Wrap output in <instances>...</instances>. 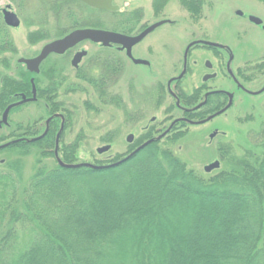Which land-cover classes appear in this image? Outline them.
<instances>
[{"label":"rangeland","instance_id":"rangeland-1","mask_svg":"<svg viewBox=\"0 0 264 264\" xmlns=\"http://www.w3.org/2000/svg\"><path fill=\"white\" fill-rule=\"evenodd\" d=\"M193 1L195 2L193 3ZM193 1L115 0V3L120 6L121 11L118 12L119 14H111L114 19L111 18L112 26H110L115 29H122L126 31V33H133L137 29V22L140 18L141 10H145L148 13L144 16V21H148L149 23L156 20H161L162 18H169L171 20L177 21L175 25L166 23L159 26V28H157L143 42L141 46L135 48V52L140 54L142 53V50L145 52L149 45H152L154 47L155 54L160 55L163 51H161L159 48L162 44L168 43L172 50L171 54L167 56L165 55L162 66H152V68H148L146 70L137 66L136 64L128 65L127 76H133L135 78L136 84L140 83L150 86L152 83L156 82V85L158 86L160 82L163 83L164 79L168 75H171L177 71L179 64L177 61L181 51L184 49L185 44L194 38L206 37L208 40L219 41V43L231 47L234 51L240 52L242 57L247 55L259 56V52H261L259 49H263L264 47V30L261 26L252 23L248 14L252 12L260 16L264 21L263 0ZM197 1L199 4L202 1H205L203 8L202 3L200 4V11L198 10L199 8H196L199 7ZM65 2L66 3L60 7L54 0H0V18L3 21V23L0 24V44L5 45V49L3 48L4 51L11 48L10 51H5V53L1 55L0 59V102L4 101L1 99L3 92L4 96L9 99V96L5 92V90H8L9 87L7 88V86L9 84L10 87L14 89L11 84L14 82H22L24 79L22 77L21 71H23L25 67L22 64H19V58H31V56L37 54L41 50L42 46L46 43L59 39L60 36H64L67 32L70 33L75 29L87 27L106 29L108 27V22L105 24L104 19L107 20L110 18V15L107 16L102 11L81 3L80 0H65ZM8 4L12 6V10L15 11L21 19V24L18 27L8 26L4 21L3 9L6 8ZM217 6L223 10L219 14L215 13ZM238 10H242L246 14L244 16H238ZM154 12L155 15H153ZM83 46L90 52H92L93 49L94 51L91 53V55L93 54L92 58H90L89 55L87 59H84V63L78 71V79H75V73L73 70L67 69V67L65 72L66 78H61L60 75L56 73L58 75L57 79L60 82V88L59 90H53L49 92V94H54L53 96L55 97L45 98V100L54 109L55 105H57V111L63 112L67 116V121L65 124L66 129L60 143L61 159L65 162V159L63 158L65 155V148L66 152H73V155L71 156V159L74 162L73 164L91 162L94 165H100L105 161V163H107L108 160L112 158L116 159L119 157L122 159L132 152L136 147V143L130 144L127 142L126 138L128 134L134 133L137 139L142 131L141 129L133 126L131 123L132 118L129 113L126 115L125 119H123V115L119 111V104L117 103L118 100H115L116 104L114 105L104 103L106 102L104 99L109 101L108 99L110 96L119 99L120 94L118 92H113L114 94H110L107 90L109 94L105 93L104 91L102 94L101 90H96V86L89 83L90 81L88 80H91L92 78H99L104 74L105 66L103 62L95 61V63L92 64L89 61L93 58L97 59L98 56H101V50L99 46L92 45L89 42H84ZM196 53H198V57H200L202 54L208 58L212 57L215 61H219L217 57H214L213 52L210 50H206L204 53H202V50H195L190 55V59L193 58L194 54ZM61 64L63 65L64 63H60V59L52 57L44 63L43 73L50 77L51 74H54L51 72H55L54 69L60 68ZM152 72H154L153 75H145L146 73ZM52 79L55 78L52 77ZM191 79L196 81L195 77H192ZM36 80L40 89H48L52 86H55V83H51L48 78L44 77V75H39ZM224 82L225 81H218L216 84L219 85V83ZM229 85H231L230 82ZM160 88V91H162V85H160ZM232 88L236 90L234 85ZM249 99L252 98L236 90V101L234 105L235 108L233 107L234 109L230 111L231 113L228 116L229 118L223 119L226 116L222 118L220 117L214 122L218 121L219 126L229 130V133H232L233 136L237 137V129H235V126L233 127L229 122L232 121V116H236V110H241L242 108H245L244 106L249 104ZM151 102L152 101H149L148 104L152 108L154 107V104H150ZM11 103L12 100H9L5 102L4 105H0V118L5 108ZM165 103H167V101H165ZM46 113L47 112L45 111L44 102L29 103L25 105L22 104L21 106L12 110L9 120L11 125H5L4 127L0 128L1 213L7 210L10 205L18 207V211H25L26 208H28L26 201V191L28 196V193H31L29 189L31 186L29 185L31 180L35 177L37 178L41 174H44L45 170L49 169L50 167L56 166L54 144H51L50 142L45 144V142L43 143V141L40 140L19 141L13 143L10 142L12 139H14L13 136H16L12 134L13 131L22 138L31 134L30 129L32 130L35 126H39V123L46 119ZM146 115L147 121H149L154 115H156L158 119L165 117V114L157 111L148 112ZM244 127L246 128V125H244ZM40 130L41 128L38 131L40 132ZM38 131L35 134L38 135ZM252 135V139L254 140H252L250 145H246L245 143V145H240L235 148L232 146L233 142H229V155L232 157H230L229 162H222V167L219 170H215L211 173H207L204 170V165L208 163H204L202 161H208L216 156L214 151L215 149H213V147H210L209 145H202V143L198 144V147L194 150L195 153H193L192 159L188 161L186 160V157L182 155L187 151V148L183 144L184 142L180 141L179 143L181 146L176 145L175 148L181 147L185 149L183 152H181V156L179 157L180 163L184 160L187 163L188 168L184 166L185 170L190 171L191 168L195 169L198 172L194 173L196 177L198 175V178H203L208 182L214 179L222 169L233 170V172H237L235 170L237 169L238 174L244 169L246 171L248 169L247 166L240 168L243 166L241 157L244 153L246 155L247 152H251L253 154L252 160H255L259 155L264 154V150H261L264 149L262 143L264 142V134L260 142L256 140L257 136L255 137L254 134ZM195 136L199 137V132H196ZM230 140L236 143L235 139ZM169 143L170 140L165 139L159 143V145H157L158 147L155 148L161 149ZM107 144H112V148L103 153H99L98 148ZM164 157L165 160L174 163V159L171 156L166 154ZM253 162L254 161L248 164L249 167L254 169L253 175L246 173L243 175L246 177L233 176L232 181L239 182L238 186H240V184L243 185V183L247 184L248 181H255L254 183L257 182V192L259 193L261 188L264 191V164ZM141 167L142 166L134 165V168L131 171L132 178L126 177L123 183H129L130 180L134 179V181L131 182H134V185L140 188L142 191L140 209L144 210L145 212L139 215V221L133 223L130 226V231L126 233L125 236H123L124 242H128V244L126 246L123 245L121 248V255L119 256L117 251H112L114 252L113 260L109 261L107 264H131L129 253L133 244L132 241L135 231L143 228L142 224H147L148 219L152 217L154 213L160 219L157 222L160 224V226L162 225L163 221V226L165 225L164 227L168 228L170 223L167 220L170 222L173 221L174 225H177V227L180 229L184 228V225L187 224L186 233L184 235L181 234L179 239H188V241L193 242L194 245L188 246L186 244V249H184V251H186L185 255L191 257L198 256L197 259L202 261V249L199 246L202 244V235L200 234V231L203 230V228L198 222L200 216L199 214L195 216L194 214L192 215V213H190V215H187L186 217V213L184 214L182 212L192 210L191 208L194 206L196 207V205H192L190 208H183V206L172 204L173 202L171 201V203L165 201L164 205L162 206L160 203L164 201L162 199L164 194H161V189L154 183L151 187H145V180H142V178H146L147 175L143 174L144 171L142 172ZM147 180L148 179H146V181ZM216 183L219 184V182ZM205 186L209 188H215L216 190L220 189L219 187H213V184H205ZM43 195V193L37 194L34 199L35 203L37 204L36 206L39 208H44L47 205L46 199L43 198ZM255 196L256 199L253 200L254 202L261 204V209H259V211L254 209V217L258 214L260 216L261 226L264 227V194L262 197H258L257 195ZM184 200L186 201V199ZM246 208L249 210L251 207H245L244 209ZM158 210L161 213L162 220L160 218V214L157 213ZM208 210L209 207H207L206 203L203 201L202 217H204V214L205 216L208 215ZM142 217L143 219H141ZM254 217L252 216L251 219ZM0 219L2 221H0L1 227L4 219ZM243 220L244 218L241 219V221ZM29 223L31 222H26L24 220L19 222L18 228L13 234V238H11L9 256H11V258L14 260H16L23 252L28 249L33 238L37 236V232L35 231L36 228ZM210 223V221L207 222V224ZM214 223H217V221ZM160 229H162V227ZM220 229L218 230L219 233H217L218 235H223L224 233L221 234ZM263 229L260 231V233L258 230L256 234H251L252 236L249 240L255 243L257 236L262 235ZM156 234L157 231L154 233V235L150 233L149 238L152 240V236L153 238L158 236ZM170 237L173 238L170 240V242H179L177 239H175L177 237ZM227 238L228 237H222V239L225 240ZM253 239L255 241H253ZM197 246L200 250H198ZM172 250L176 251L177 248H172ZM235 250L237 253H234L232 249V251L227 252L228 255H232L231 257H234V255H240L242 253V249H240L238 246L235 248ZM253 250L254 246L252 250L246 252L244 251V254L246 255L247 253H251ZM214 255L215 258L218 259L223 257L218 252L214 253ZM179 256L181 255H178V257ZM259 256H264V251L260 252ZM123 260H125L126 263H124ZM170 262L172 264L174 262V258H172ZM177 262L181 263L182 261L180 258H177Z\"/></svg>","mask_w":264,"mask_h":264},{"label":"trees","instance_id":"trees-1","mask_svg":"<svg viewBox=\"0 0 264 264\" xmlns=\"http://www.w3.org/2000/svg\"><path fill=\"white\" fill-rule=\"evenodd\" d=\"M1 23L3 21L0 18ZM21 74L24 78L22 82L9 81L14 89L10 84L7 86L8 90L4 89L9 99L3 92L1 99L4 101L0 102V105L12 100L15 94L30 88L26 74L23 71ZM12 134L16 136H13L11 143L14 140L27 141L26 137H29L22 138L14 131ZM64 150L65 163H74L71 159L73 152L68 153L65 148ZM162 153L171 156L166 151ZM144 155L147 154L141 153L126 162L110 167L107 165L119 161L120 158H112L107 163L101 161L104 163L100 165H106L102 168L84 165L64 167L56 159V166L45 170L44 174L35 177L29 183L31 193H28V198L26 191L28 208L25 211H18V207L10 205L7 210L0 212V218L4 219L0 227V264H107L113 260L112 251H117L120 256L121 248L128 244L124 242L123 236L130 231L133 223L139 221V215L145 212L140 209L142 191L131 182L134 179L129 183H123L126 177L132 178L131 171L134 165L142 166L143 174L147 175L146 178H142L145 180V187H151L154 183L161 189V194H164L162 197L164 201L160 203L162 206L165 201L183 208L196 205L191 208L192 210L182 212L186 213V217L190 213L200 216L198 222L203 230L200 231L202 244L199 247L202 249L203 262L197 259L198 256L185 255V246L194 245L188 239H179L181 234L186 233L187 224L180 229L173 221L167 220L170 225L166 228L163 221L161 226L157 223L160 219L154 213L147 224H142L143 228L135 231L129 253L131 264H171L172 258H174L172 264H264V256H259V253L264 251V227L261 226L260 216L257 214L254 217V209L259 211L261 204L253 200L256 199L255 195L262 197L264 191L261 188V191L257 192V182L248 181L247 184L238 186L239 182H233L232 177H246L240 174H222L207 182L203 178H198V175L196 177L193 171H186L184 168L186 165L174 158V163H171L165 160V155H155L152 149L150 155L146 157ZM205 184H213V187L220 189L209 188ZM40 193L44 194L43 198L47 202L44 208L36 206L34 201L36 195ZM203 201L209 207L208 215L204 214V217ZM245 207L251 208L247 210ZM157 213L162 220L159 210ZM23 220L31 222L29 224L36 228L37 236L33 238L28 249L14 260L9 256L10 241L18 228V223ZM208 221L211 223L207 224ZM215 221L217 223H214ZM159 226L162 229H158ZM219 229L223 235H218ZM262 229V235H256V242H251L249 240L251 234H256L258 230L260 233ZM156 231L158 236L154 238L152 236L151 240L150 233L154 235ZM170 236L177 237L175 239L179 242H170L173 239ZM222 237L228 238L225 240ZM236 245L242 249V253L231 257L232 255H228L227 252L233 249L234 253H237ZM253 246L254 250L245 255L244 251L252 250ZM199 247L197 246L198 250ZM172 248L177 250L173 251ZM216 252L223 257L215 258ZM177 258L182 262H177Z\"/></svg>","mask_w":264,"mask_h":264},{"label":"flooded vegetation","instance_id":"flooded-vegetation-1","mask_svg":"<svg viewBox=\"0 0 264 264\" xmlns=\"http://www.w3.org/2000/svg\"><path fill=\"white\" fill-rule=\"evenodd\" d=\"M54 1L60 7L66 3L65 0ZM80 2L91 8L102 11L107 16L110 15V18L107 20L104 19L105 24L108 22V27L106 29L123 34L140 35L150 26L162 20H169L166 22L168 24L175 25V23H177V21L171 20L169 18H162L161 20H156L149 23L148 21H144V16L148 13L145 10H141L140 18L137 22V29L133 33H126V31L122 29L119 30L117 28L115 29L111 27V18L114 19L111 14L121 11L120 6L115 3V0L113 1V5L118 6V9L116 10L99 9L90 6L88 3L82 0H80ZM201 3L203 8L205 1H202ZM200 4L198 3L199 11L201 7ZM222 11V8L217 6L215 13L219 14ZM245 14L246 13H244L242 10L237 11L238 16H244ZM153 15H155V12ZM248 15L252 23L261 26L264 30V21L260 16L252 12ZM156 29L149 32L143 37L141 41L132 47V55H130L128 48L124 47L122 44L110 43L109 45H104L102 43L87 39L73 47L66 49L63 53H50L49 56L42 62L39 73L31 72L25 63H21L19 61V58V64H22L25 67L23 72L26 74L25 77L30 84V88L27 91L20 92L12 96V103L21 101L23 99L22 95L25 94L27 101L23 103V105L44 102L45 111L47 112L46 119L39 123V126H35L32 130L30 129L31 134L27 135L29 136L28 138L26 137L27 140H40L43 141V143L50 142L56 146L58 135L61 132V143L62 136L66 129L65 124L67 121V116L63 112L57 111V105H55V110L49 103L46 102L45 98L55 97L53 96L54 94H49V92L53 90H59L60 82L57 79V74H59L61 78H66V67L67 69L73 70L75 73V79H78V71L82 67L84 59H87L89 55L90 58L93 57V54L91 55V53L94 51V49L92 52H90L83 46L84 42H89L92 45L99 46L101 50V56H98L97 59L93 58L89 60L90 63L94 64L95 61H98L103 62L105 66L104 74L99 78H92L91 80H88L90 81L89 83L95 85L96 90H101L102 94L104 92L108 93L107 90L110 94H114L113 92H118L120 94L119 99L110 96L108 99L109 101L104 99L106 101L104 103L114 105L118 100L117 103L119 104V111L122 113L123 119H125L126 115L129 113L132 118L131 123L133 126L141 129L142 131L137 139L134 133L128 134L126 140L130 144L136 143V147L132 151L136 152L126 161L130 160L132 157L138 156L141 153L150 155L151 149L155 151V155L157 154L159 156H164L162 152L166 151L170 153L172 158L179 161L181 152L185 150L181 147L175 148L176 145L181 146L179 143L180 141L184 142L183 144L187 148V151L182 155H184L188 161L192 159L193 153H195L194 150L198 147V144L202 143V145H209L215 149L214 151L216 156L214 158L208 161H202L204 163H208L204 165V170L207 173H211L215 170H219L222 167V162H229L230 157H232L229 155V142H233L232 146L235 148L240 145H245V143L246 145H250L252 140H254L252 139V134H254L255 137L257 136L256 140L260 142L264 134V47L263 49H259L261 51L259 52V56L247 55L242 57L240 52L234 51L231 47L221 44L219 41L208 40L206 37L194 38L185 44L184 49L181 51L177 61L179 63L177 71L171 75H166L167 77L165 76L166 78L164 79L163 83L160 82L158 86L156 85V82L152 83L150 86H146L147 84H136L135 78L133 76H127L128 65L136 64L137 66L146 70L148 68H152V66L159 67L162 66L165 55L167 56L171 54L172 50L168 43L161 45L159 49L163 52L160 55L155 54L154 47L152 45H149L145 52L143 50L140 54L135 52V48L141 46ZM68 33L69 32L66 34ZM64 36H60V38ZM45 45L42 46L41 50L37 54L31 57L38 56ZM3 48L5 49V45L0 44V59L1 55H3L5 51L8 52V50L10 51L11 49L9 48L8 50L4 51ZM195 50H202V53H204L206 50H210L213 52L214 57H217L219 61H215L212 57L208 58L202 54L200 57H198V53L194 54L193 58L190 59V55ZM83 51H86V54L78 56V54ZM52 57L60 59V63L63 62L64 64H61L60 68H55V72H51L54 74H51L49 77L43 73V67L44 63ZM135 60H141L142 62H136ZM154 72L146 73L145 75H153ZM39 75H44V77L48 78L51 83H55V86H52L48 89H40L36 80ZM52 77L55 79H52ZM192 77H195L196 81L191 79ZM32 79H34L36 86L37 98L34 100H29L30 98H34ZM218 81L225 82L219 83L218 85L216 84ZM229 82L231 85H229ZM160 85H162V91H160ZM233 85L237 91L242 92L252 98L249 99V104L244 106L245 108L236 110V116H232V121H228L233 127L235 126V129H237V137L233 136L232 133H229V130L219 126L218 121L214 122L217 118H222L224 116L226 117L223 119H228V116L231 113L230 111L235 108L234 105L236 101V90L232 88ZM149 101H152L150 104H154V107L151 108L149 106ZM165 101H167V103H165ZM19 106L21 105H18L14 108ZM152 111L161 112L162 114H165V117L158 119V117L154 115L149 121H147L146 114ZM7 125H11L10 121ZM244 125H246V128ZM39 127L41 128L40 132L38 131L40 129ZM37 131L38 135L35 134ZM196 132H199V137L195 136ZM129 135L134 136L132 141L128 140ZM165 139L170 140L168 145L165 147L162 146L163 148L161 149L155 148L158 147L157 145H159V143ZM230 139H235L236 143ZM262 143L264 147V142ZM132 152H130L128 155H130ZM243 155L241 157L243 166L240 168L247 166L248 169L246 171L244 169L241 173H239L242 176L246 173H253L254 169L248 165L249 163H252V161H254L253 163L264 164V154L259 155L255 160H252L253 154L251 152H247L246 155L244 153ZM127 156H125V158ZM214 162H218L219 165L208 171L206 167ZM182 163H184L188 168L185 160ZM190 170L194 173H198L193 168ZM235 170L238 172L237 169ZM237 172H233V170L222 169L219 171L217 176H221L222 174L238 175Z\"/></svg>","mask_w":264,"mask_h":264},{"label":"water","instance_id":"water-1","mask_svg":"<svg viewBox=\"0 0 264 264\" xmlns=\"http://www.w3.org/2000/svg\"><path fill=\"white\" fill-rule=\"evenodd\" d=\"M86 3H88L90 6L99 8V9H118V6L113 5L114 0H82ZM3 16H4V21L8 26L11 27H18L21 24V20L18 16V14L12 10V6L10 4L7 5L6 8L3 9ZM169 20H162L159 21L152 26H150L148 29H146L144 32H142L140 35H128V34H123L115 31H110V30H105V29H97V28H78L67 35H65L62 38L56 39L54 41H51L47 43L44 48L42 49L41 53L36 56V57H31V58H26L22 57L20 58L21 63H25L27 68L34 73H39L40 72V66L42 62L49 56L50 53L56 52V53H63L66 49L75 46L76 44L84 41V40H92L94 42H99L104 45H109L110 43H118L124 45V47H127L129 50L130 55H132L131 50L132 47L137 44L139 41L143 39L145 35H147L149 32L153 31L157 27L161 26L162 24L166 23ZM86 51H83L78 54V56L85 55ZM77 56V57H78ZM136 62H142L141 60H135ZM33 83V93H34V98H30L29 100H34L36 99V86L34 83V79H32ZM23 99L21 101L15 102L13 104H10L4 111L2 118L0 119V128L5 124H9V115L11 110L27 101L26 95H22ZM60 135L61 132L58 135L57 138V143H56V156L58 159V163L61 166L64 167H79L81 165L87 166V167H95V168H102L105 167L106 165H94L92 163H79V164H67L62 161V159L58 155V149H59V142H60ZM134 138L133 135H129L128 140L132 141ZM29 140V139H28ZM34 141V140H31ZM111 149V145H104L100 148H98L99 153H103L105 151H108ZM136 151L132 152L130 155H128L126 158L107 165V167L110 166H116L121 164L122 162L126 161L129 159L131 156ZM219 165L218 162H214L211 165L207 166L206 169L209 171Z\"/></svg>","mask_w":264,"mask_h":264}]
</instances>
